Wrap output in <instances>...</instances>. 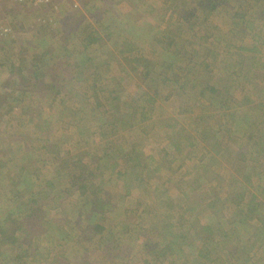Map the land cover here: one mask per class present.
Listing matches in <instances>:
<instances>
[{"label": "rangeland", "instance_id": "1", "mask_svg": "<svg viewBox=\"0 0 264 264\" xmlns=\"http://www.w3.org/2000/svg\"><path fill=\"white\" fill-rule=\"evenodd\" d=\"M11 4L0 3V228L31 244L0 237V264H37L35 246L42 264H264V0ZM33 57L48 75L12 103ZM138 57L154 73L182 65L143 112L142 87L158 81L131 75ZM12 104L23 114L5 113ZM85 178L91 205L77 192Z\"/></svg>", "mask_w": 264, "mask_h": 264}, {"label": "trees", "instance_id": "2", "mask_svg": "<svg viewBox=\"0 0 264 264\" xmlns=\"http://www.w3.org/2000/svg\"><path fill=\"white\" fill-rule=\"evenodd\" d=\"M199 5V4H198ZM11 6V8L10 9H12L13 11H19V9L22 7V8H26V7H28L29 5H27V4H23V3H20V4H18V3H15V4H11L10 5ZM210 8H212V7H210ZM68 17V16H67ZM125 42L126 41H123V44L125 45ZM128 48H129V43H128ZM128 49H123V48H121V49H119V54L121 55V56H124L123 57V59H127V57H126V53L124 52V51H127ZM186 53L188 52L187 50L185 51ZM182 53H184V52H182V50H180V51H178V53H177V56H180L181 58H179V57H177L180 61H182ZM140 58H143V57H138L137 59L135 58H133V60L136 62V66H134L133 65V67H131V66H129V67H127L129 70H130V72H131V75H135V76H140L138 73H137V70H138V68H140L141 69V67H143L144 68V71L143 72H141V76L139 77V80L140 81H145V80H147V83H149L150 81H151V79H156V81H158L157 82V84L155 85V86H152L151 88H148V89H143V85H140L139 83H134V84H128L129 85V87H131V85L132 86H134L135 88H137V87H142V91H141V94H142V96H143V101H146V102H148L147 103V105H142L141 106V112H143V111H145V110H147L148 108H149V106H150V108L151 109H153V106H151L150 105V103H153L154 102V100L156 99V97H157V95L161 92V87L163 86V87H165L166 89H168V88H171V92L173 91V90H175L176 89V85L175 86H170L171 85V81H172V79L170 78V75L169 74H171L172 72H171V66L172 65H174V66H178L177 68H179V69H181L182 67V65H180V64H177V62L176 61H173V63H171V65L169 64V65H162V69H160L157 73H154L155 72V70L156 69H154L152 66H151V64L150 65H148L149 64V62L150 61H152L151 59H149V60H147V59H140ZM34 59H36V57H33V60H32V62H33V66L32 67H30V68H27L26 69V71H25V73H19L18 72V80H17V83L15 84L14 82L12 83L13 85H15V89L13 90V92L8 96L9 97V99H10V101L12 102V103H16L17 101H19V99H18V97L19 98H26V95H27V93H29V91L30 92H32L33 91V89H34V87L36 88V89H38V85H39V80H42V78H44V77H46L48 74H47V69L44 67V68H42V67H38L36 64L34 65ZM140 62V63H139ZM250 61L245 57V58H243L240 62H239V65L240 66H242L241 67V71L242 70H247V67L248 66H250ZM205 65H207L206 63H205ZM123 68V67H122ZM142 70V69H141ZM188 69L186 68V71H187ZM13 71V70H12ZM49 72V71H48ZM126 72V71H125ZM150 72H153V74H155L156 75V77H153L151 74H149ZM171 72V73H170ZM128 74V75H127ZM127 74H125L128 78H129V73L127 72ZM128 78H126V79H128ZM50 81L49 82H47V90H54V88H55V86H56V77L54 76V75H52V76H50ZM31 81H33V83H31ZM153 82V81H152ZM150 84V83H149ZM32 86H34V87H32ZM124 86V85H123ZM121 86V85H119V83H117L116 84V87H115V89H113V90H109V97H108V99H109V102H110V104L112 105V108L114 109V112H115V114H114V117L113 118H115L116 120H118V117H120V116H124L125 114L124 113H119V112H117V108H118V106H119V104L118 103H114L113 102V100H115L116 99V97L119 95V94H122V92H126L125 90H126V87L124 86ZM207 90L209 89L210 91H215V89L213 88V87H205ZM35 90V89H34ZM176 92H178V91H175V94H185V91L184 90H182V91H179L180 93H176ZM24 96H23V95ZM172 94V93H171ZM171 94H170V96H171ZM175 94H172V96L169 98L170 99V102L171 103H173L174 101H176L177 99H176V97H175ZM20 95H22V96H20ZM128 98L126 99V101H123V102H125L126 104H131V103H135L137 100L136 99H134L133 98V96H132V94H129L128 96H127ZM164 98L165 99H167V97L166 96H164ZM4 100L5 99H2L1 98V96H0V106L3 104V102H4ZM6 102V101H5ZM162 107H164L163 105H162ZM23 109H24V105H21V107H18V106H16V105H14V104H12V105H10V107L9 108H7L6 107V110H5V113L6 112H11V114H12V112L14 111L15 113H17V110L19 111V114L21 115V113L23 114ZM132 113L133 114H135L136 113V111L135 112H133L132 111ZM148 113V112H147ZM18 114V113H17ZM119 114V115H118ZM144 117H142L141 119H143ZM164 119V118H163ZM123 120V119H122ZM164 120H166V119H164ZM115 122H118L119 123V121H115ZM161 122H164V121H162V119L160 118V115L158 116V117H155L154 119H153V121H152V124H151V126L150 127H152V128H154V126L157 124H160ZM115 124V123H114ZM119 124H121V123H119ZM161 125V124H160ZM34 126V125H33ZM35 126L37 127V128H39L40 126L39 125H37V123H35ZM34 126V127H35ZM173 132V130H171L170 131V133H172ZM176 132V131H175ZM174 134H176V133H174ZM208 133L206 132V131H203L202 133H201V136H204V135H207ZM199 135H200V133H199ZM16 136V139H20V140H22V141H24L25 140V137L24 136H22V134H17V135H15ZM205 139H207L208 138V136H205L204 137ZM170 139H171V137L169 138V141H170ZM171 142H173L172 141V139H171ZM174 143V142H173ZM172 145V147H173V144H171ZM17 146V145H16ZM19 147V146H18ZM20 147H21V149L23 150V147H24V151L26 152V154L27 153H30V152H28L29 151V147H28V145H26V141H25V146L23 145V147L20 145ZM20 147H19V149H20ZM117 151H115L114 153H116ZM26 154L24 155V157L26 156ZM29 155V154H28ZM113 156H116L115 154H111L110 155V157L111 158H113ZM93 177V175L91 176V178ZM83 181H84V183H79V185H78V187H77V192L79 193V195L81 196V197H83L84 198V200L85 201H90V202H88V203H90L89 205H91V200L92 199H88V194H86V191H88L89 190V188H90V186H91V181H86V178H85V180L83 179ZM98 193V191L96 192L95 191V194H97ZM94 200H95V202L96 203H98V202H101L100 200V197L98 196V195H96V197H94ZM86 202V203H87ZM94 202V201H93ZM105 204V205H104ZM102 203V207L103 206H108V203ZM99 210H100V207L98 208ZM32 210V209H31ZM34 214V212H30L29 211V217L30 216H32ZM89 226V225H88ZM92 226V225H91ZM117 226H119V225H117ZM93 227V232H96V233H100V232H102V230L101 229H103V227L102 226H100V225H94V226H92ZM8 225H2V229L0 228V237H3V239L4 240H2V242H5V243H7V244H14V243H18V244H20V245H22V244H31L30 243V238L29 237H27V234H31L30 232L28 233V232H26L25 233V236L24 235H21V234H24V232L26 231V230H23V232L21 231V233H19V236L20 237H17V235H16V229H13V228H11V229H9L8 230ZM5 230H6V232H5ZM9 232V233H8ZM102 234H104V233H100V235H102ZM32 238H34V239H38V236H32ZM40 238V237H39ZM37 243V242H36ZM101 243H102V245L104 244V245H106V247H108V244H109V242L108 241H105L104 239L103 240H101ZM26 244V245H27ZM31 247H32V245H31ZM33 250L34 251H32L31 252V256H30V253H27V250H26V255H28V256H30V258H31V260H33V261H35L37 264H42L41 262H39V260H46V257H50L46 252L44 253H41L40 251H39V249L38 248H36V246H35V248H33ZM230 252H232V250L230 249ZM56 257H58V256H56ZM18 260H19V258H18ZM87 259H86V257L85 256H82V257H79V259H77V261L76 262H74V264H85ZM46 262V261H45ZM44 264V263H43Z\"/></svg>", "mask_w": 264, "mask_h": 264}, {"label": "built area", "instance_id": "3", "mask_svg": "<svg viewBox=\"0 0 264 264\" xmlns=\"http://www.w3.org/2000/svg\"><path fill=\"white\" fill-rule=\"evenodd\" d=\"M49 0H0V3H23V4H27L29 6H33V5H45L47 4Z\"/></svg>", "mask_w": 264, "mask_h": 264}]
</instances>
